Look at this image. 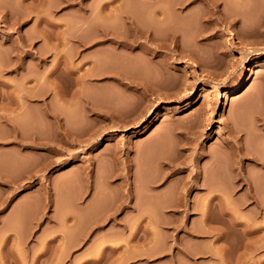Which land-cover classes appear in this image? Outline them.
<instances>
[{
	"label": "rangeland",
	"instance_id": "obj_1",
	"mask_svg": "<svg viewBox=\"0 0 264 264\" xmlns=\"http://www.w3.org/2000/svg\"><path fill=\"white\" fill-rule=\"evenodd\" d=\"M122 1L0 0V264H264V0Z\"/></svg>",
	"mask_w": 264,
	"mask_h": 264
},
{
	"label": "bare ground",
	"instance_id": "obj_2",
	"mask_svg": "<svg viewBox=\"0 0 264 264\" xmlns=\"http://www.w3.org/2000/svg\"><path fill=\"white\" fill-rule=\"evenodd\" d=\"M71 1H72V0H71ZM121 1H122V0H121ZM197 1H198V2H197ZM199 1L205 3L206 8L209 10V12H206V11H205V13H209V15H208L209 17H208V18H207V15H206V18L209 19V20H208L209 22H210V20H212V22H214V21L219 22V20H220V21H223V19L226 18V15L228 14V12L225 11L227 14L222 15L223 17L220 16V18L212 19L213 16H215V15H217V14L219 13V11H217L218 8H219V7H218V6H219V5H218V4H219V3H218V2H219L218 0H181V1L176 2V3L178 4V5H177L178 7H176V8L174 7V8L176 9V12H177V11H180V14H178V15H181L182 13H185L186 9H187L188 12L190 11V10H188V7H190V5H191L192 3H193V4L196 3V2L199 3ZM220 1H221V0H220ZM122 2H123V1H122ZM122 2H121V3H122ZM151 2H152V0H151ZM158 2H160L159 4L161 5V2H162V1H159V0H158ZM158 2H157V0H156V2H154V3L152 2V3H153V5H152V3L150 4V2H149V0H148V2H146V3H147V4L149 3V4H150V5H149L150 7H151V5L154 6V7H156V3H158ZM224 2H226V1L224 0ZM244 2L247 3L246 0H232V1H230V3H229V2H226V3H228L227 5H229V4H230V5L234 4V6L237 7V6H240V5H241V6H242V5L245 6L246 4L244 5ZM250 2H251V1H250ZM250 2H248V4H249ZM72 3H73V2H72ZM154 4H155V5H154ZM201 4H202V3H201ZM237 4H238V5H237ZM239 4H240V5H239ZM119 5L121 6V4H119ZM202 5H203V4H202ZM221 5H222V4H221ZM223 5H224V4H223ZM227 5L225 4L224 6L226 7ZM230 5H229V6H230ZM249 5H251V4H249ZM161 6L163 7V5H161ZM174 6H175V5H174ZM203 6H204V5H203ZM234 6L232 5V8H233ZM246 6H247V5H246ZM116 7H117V6H116ZM116 7H114V9H117ZM118 7H119V6H118ZM122 7H123V6H121L119 9H121ZM157 7H158V5H157ZM162 7L159 6L158 8H155V9H157V10H154V17H153L154 19H153V22L155 21V23H157V24L159 23V25H160V24H161V25L164 24L165 27H166V24H170V25L172 24V23H170V22H172V20H171V19H172V18H171L172 14H170L171 16H170V15L168 16L169 13L166 11V12L168 13V14H167V13L164 11V10H166V8L163 7V8H165V9H163ZM230 7H231V6H230ZM236 7H234V8H236ZM161 8H162V9H161ZM122 9H123V8H122ZM167 9H168V7H167ZM223 9H224V8H223ZM117 10H118V9H117ZM123 10H124V9H123ZM168 10H169V9H168ZM204 10H205V9H204ZM208 10H207V11H208ZM114 11H115V10H114ZM170 11H171V10H170ZM173 11H174V9H173ZM220 11H221V10H220ZM111 12H112V14H113V11H112V10H111ZM111 12H110V13H111ZM119 12L122 13V10L119 11ZM123 12H124V11H123ZM151 12H152V9H151ZM174 12H175V11H174ZM115 13H117V12H115ZM178 13H179V12H178ZM205 13H204V14H205ZM223 13H224V11H223ZM108 14H109V13H108ZM108 14H106V16H107ZM175 14H176V13H174V15H175ZM188 14H189V13H188ZM219 14H220V13H219ZM230 14H231V15H230ZM230 14H228V15H229V16L231 17V19H232V17H233L234 14H233V13H230ZM123 15H124V14H123ZM178 15H176V16H178ZM183 15H184V14H183ZM186 15H187V14H186ZM20 16H21V15H20ZM110 16H112V15H110ZM126 16H127V15H126ZM187 16H188V15H187ZM202 16H203V15H202ZM11 17H13V16H11ZM16 17H18V14L16 15ZM101 17H102V16H101ZM179 17H180V16H179ZM182 17H185V16H181V18H182ZM230 17H228V18H230ZM234 17H235V16H234ZM234 17H233V18H234ZM23 18H24V16H23ZM23 18H22V19H23ZM118 18H120V17L117 16L116 19L118 20ZM168 18H169L171 21H170V20L168 21ZM187 18H188V17H187ZM200 18H201V17H200ZM204 18H205V17H204ZM206 18H205V20H207ZM215 18H216V17H215ZM222 18H223V19H222ZM12 19H13V18H12ZM18 19H19V18H18ZM18 19H16V21H18ZM98 19H99V18H98ZM98 19H97V20H98ZM123 19H124V18H123ZM183 19H184V18H183ZM231 19H230V20H231ZM235 19H236V18H235ZM13 20H14V19H13ZM19 20H20V19H19ZM97 20H96V21H97ZM120 20H122V19H120ZM126 20H127V19H126ZM185 20H186V19H185ZM205 20H202V21L204 22ZM226 20H227V19H226ZM233 20H234V19H232V21H233ZM128 21H129V19H128ZM228 21H229V20H228ZM234 21H235V20H234ZM234 21H233V22H234ZM19 22H20V21H19ZM21 22H23V21H21ZM98 22H99V21H98ZM98 22H97V23L95 22V23H96L95 25H97V24L100 25V23H98ZM132 22H133V21H132ZM167 22H168V23H167ZM206 22H207V21H206ZM233 22H232V24H233ZM74 23H75V22H74ZM129 23H131V21H130ZM210 23H211V22H210ZM214 23H215V22H214ZM214 23H212V24L214 25ZM225 23H226V22H225ZM225 23L222 22L221 24H225ZM228 23H229V22H228ZM228 23H227L226 25H228ZM133 24H134V23H133ZM201 24H202V22H201ZM230 24H231V21H230ZM98 25H97V27H99ZM101 25H102V24H101ZM128 25H129V24H128ZM131 25H132V24H131ZM135 25H136V24H135ZM164 25H162V26H164ZM170 25H167V28H169ZM210 25H211V24H210ZM210 25H209V26H210ZM70 26H71V28H73L74 24H71ZM206 26H207V25H206ZM216 26H217V25H216ZM97 27H96V28H97ZM101 27H102V26H101ZM101 27H100V28H101ZM204 27H205V25H204ZM207 27H208V26H207ZM140 28H141V27H140ZM210 28H211V26H210ZM67 29H68V28H67ZM102 29L104 30V28H102ZM132 29H133V28H132ZM169 29H170V28H169ZM201 29H202V28H201ZM206 29H207V28H206ZM208 29H209V28H208ZM227 29H228V27H227ZM70 30H71V29H70ZM73 30H75V29H73ZM97 30H98V28H97ZM129 30L131 31V28H130ZM133 30H135V26H134V29H133ZM140 30H141V29H140ZM142 30H143V29H142ZM142 30H141V31H142ZM146 30H147V29H146ZM167 30H168V29H166V31H167ZM214 30H215V29H214ZM67 31H69V30H67ZM67 31H66V32H67ZM105 31H107V29H106ZM130 31H129V32H130ZM138 31H139V30L137 29V31L135 30V31H133V33L135 32V34H139V35H141V36H142V35H143V36L145 35L144 32H141V31L138 32ZM143 31H145V29H144ZM172 31H173V30H172ZM206 31H207V30H206ZM206 31H205V32H206ZM208 31H209V30H208ZM210 31H211V30H210ZM212 31H213V29H212ZM70 32H71V31H70ZM73 32H74V31H73ZM100 32H101V31H100ZM102 32H103V31H102ZM199 32H200V31H199ZM202 32H203V31H202ZM71 33H72V32H71ZM97 33H98V32H97ZM104 33H105V32H104ZM104 33H102V34H104ZM146 33H147V32H146ZM148 33H150V32H148ZM169 33H170V34H168V32H167L166 34L168 35V37L170 36V37H169V38H170V41H171V43L173 44V43L175 42V41H174V40H175V35H177V34L173 35L174 33H172L171 31H170ZM259 33H260V32H259ZM102 34H101V35H102ZM106 34L108 35V33H106ZM198 34H200V33H198ZM208 34H209V33H208ZM212 34H213V33H212ZM216 34H217V33H216ZM257 34H258V33H257ZM263 34H264V33H263ZM263 34H262V36H263ZM64 35H65V33H64ZM64 35H63V36H64ZM66 35H67V34H66ZM99 35H100V34H99ZM107 35H106V36H107ZM110 35H112V34H110ZM110 35H109V36H110ZM147 35H148V37H149V34H147ZM147 35H146V36H147ZM154 35H156V34H154ZM154 35H153V36H154ZM201 35H202V34H201ZM206 35H207V34H206ZM252 35H255V34H252ZM118 36H120V35H118ZM131 36H133L132 33H131ZM131 36H129V37H131ZM178 36H179V35H178ZM178 36H177L176 38H178ZM256 36H257V35H256ZM64 37H65V36H64ZM64 37H63V39H64ZM103 37H104V36H103ZM115 37H116V35H115ZM201 37H202V36H201ZM205 37H206V36H205ZM212 37H213V36H212ZM253 37H255V36H253ZM67 38H68V35H67V37H66L65 39H67ZM105 38H106V37H105ZM105 38H104V39H105ZM116 38H117V37H116ZM119 38H120V37H119ZM119 38H118V39H119ZM127 38H128V37H127ZM134 38H135V37H134ZM134 38H133V39H134ZM136 38H137V37H136ZM136 38H135V39H136ZM153 38H154V37H153ZM156 38H157V37H156ZM156 38H155V39H156ZM165 38L167 39L166 35H165ZM198 38H200V37H198ZM202 38H203V37H202ZM120 39H121V41H122V40L126 39V37H124V39H123V38H120ZM135 39H134V40H135ZM146 39H147V38H146ZM157 39H158V38H157ZM141 40H142V39H141ZM144 40H145V39H144ZM148 40H149V39H148ZM150 40H151V39H150ZM159 40H160V39H158V41H159ZM168 40H169V39H167L166 41H168ZM7 41H8V40H7ZM117 41H118V40H117ZM129 41H130V40H128V42H129ZM136 41H138V40H136ZM152 41H153V40H152ZM160 41H161V40H160ZM170 41H168V42H170ZM61 42H62L61 44H63L62 46L64 47V49H61V52L63 51V52H62L63 55H62V59L58 61V64H57V65L59 66L60 69H61V68H62V69H72V68L74 69L75 66H73V65L70 66V63L73 62V60H74L73 58H74L75 56H73V58H72L71 55L73 54V52H71L72 54H70L71 49L68 48V49L70 50V51H68L69 54H70L69 56H71V57H68V55H67L68 53H66V51H67L66 48H67L69 45H73V46L75 45V46H76V42H77L76 34H74V33L70 34V37L67 39V42H66V41L64 42V40H62ZM153 42H154V41H153ZM155 42H156V40H155ZM155 42H154V43H155ZM163 42H164V41H163ZM163 42H162V43H163ZM126 43H127V42H126ZM126 43H125V44H126ZM130 43H131V42H130ZM132 43H133V42H132ZM142 43H143V42H142ZM156 43H157V42H156ZM159 43H161V42H159ZM159 43H157V44H159ZM166 43H167V42H165V44H166ZM15 44H16L17 46H19V45L17 44V42H16ZM133 44H134V43H133ZM145 44H146V43H145ZM172 44H170L171 46H170V45H169V46L172 47ZM176 44H177V43H176ZM21 45H22V44H21ZM59 45H60V44H59ZM77 45H78V43H77ZM130 45H131V44H130ZM138 45H139V44H138ZM153 45H155V44H153ZM162 45H164V44H162ZM60 46H61V45H60ZM119 46H120V45H119ZM124 46H126V45H124ZM127 46H128V44H127ZM131 46H132V45H131ZM133 46H134V45H133ZM142 46H143V45H142ZM142 46H141V47H142ZM144 46H145V45H144ZM146 46H147V45H146ZM146 46H145V47H146ZM158 46H161V45H158ZM177 46H178V45H177ZM138 47H139V46H138ZM141 47H140V48H141ZM155 47L157 48V46H155ZM161 47H162V46H161ZM167 47H168V46H167ZM75 48H76V47H75ZM126 48H128V47H126ZM126 48H125V49H126ZM165 48H166V47H165ZM168 48H169V47H168ZM173 48H175V46H174ZM15 49H16V48H15ZM56 49H57V48H56ZM65 49H66V50H65ZM146 49H147V48H146ZM150 49H151V48H150ZM150 49H149V50H150ZM160 49H161V48H160ZM169 49H170V48H169ZM17 50H18V49H17ZM72 50L74 51L75 49H72ZM128 50H129V49H128ZM142 50H143V48H142ZM152 50H153V49H152ZM152 50L149 51V52H152ZM170 50L173 51V52L176 51V50L174 51L173 49H170ZM21 51H23V50H21ZM24 51H25V50H24ZM143 51H144V50H143ZM15 52H16V51H15ZM18 52H20V49H19ZM18 52H17V53H18ZM154 52H156V51H154ZM173 52H172V53H173ZM62 53H61V54H62ZM159 53H160V52H159ZM175 53H176V52H175ZM191 53H192V52H191ZM39 54H40V53H39ZM148 54H149V53H148ZM19 55H20V54H19ZM41 55H42V53H41ZM74 55H76V52H75ZM155 55H156V54H155ZM174 55H175V54H174ZM188 55H189V54H188ZM190 55H191V54H190ZM16 56H18V55H16ZM42 56H43V55H42ZM42 56H41V57H42ZM44 56H45V55H44ZM19 57H20V56H19ZM39 57H40V56H39ZM20 58H21V57H20ZM43 58H44V57H43ZM69 58H70V59L72 58V61L69 60ZM16 59H17V58H16ZM39 59H40V58H39ZM1 60H2V59H1ZM1 60H0V61H1ZM23 60H24V59H23ZM18 61H19V60H18ZM21 61H22V60H21ZM60 61H61V62H60ZM59 62H60V63H59ZM5 63H6V62H5ZM15 63H16V62H15ZM73 63H74V62H73ZM73 63H72V64H73ZM0 64H1V63H0ZM6 64H7V63H6ZM12 64H13V63H12ZM12 64H10V65L12 66ZM19 64H20V63H19ZM7 65H8V64H7ZM57 65H55V67H56ZM58 66H57V68H58ZM4 67H6V66H4ZM20 67H21V65H20ZM24 67H25V66H24ZM71 67H72V68H71ZM17 68H18V67H17ZM75 68H76V67H75ZM1 69H2V68H1ZM22 69H23V68H22ZM24 69H25V68H24ZM54 69H55V68H54ZM76 69H77V68H76ZM92 69H93V68H92ZM26 83H27V82H26ZM23 85H24V84H23ZM23 87H25L26 89L28 88V86H26V85H24ZM145 87H146V86H145ZM240 87H242V85H240L238 88H235V87L230 88V89L228 90V92L226 93L225 97H227V98L233 97V96L235 95L236 91H237ZM25 88H24V90H26ZM146 88H147V87H146ZM197 96H198V95H197ZM24 98H25V96H24ZM191 98H192V99H194V98L196 99V93H195V91L192 92V97H191ZM225 105H226V104H224V107H225ZM231 133H233V131H232ZM231 133H230V135H231ZM234 134H235V133H234ZM234 134H232V135H234ZM232 135H231V136H232ZM235 135H236V134H235ZM235 135H234V136H235ZM231 136H230V137H231ZM234 139H235V138H234ZM234 139L232 138V140H234ZM229 141H230V140H229ZM234 141H235V140H234ZM229 143H230V142H229ZM235 143H237V142H235ZM230 144H231V143H230ZM226 146H227V145H226ZM229 146H230V145H229ZM229 146H228V147H229ZM232 146H233V145H232ZM232 146H231V147H232ZM237 146H239V145H237ZM234 147H235V146H234ZM239 147H240V146H239ZM241 147H242V146H241ZM233 149H234V148H233ZM235 149L237 150V148H235ZM240 150H242V149H240ZM236 152H238V151H236ZM169 162H170V161H169ZM167 163H168V162H167ZM169 165H170V164H169ZM174 165H175V164H173L172 166H174ZM167 167H168V166H167ZM168 168H169V167H168ZM170 168H171V167H170ZM174 168H175V167H174ZM167 170H168V169H167ZM167 170H164V171H167ZM169 170H170V169H169ZM173 170L175 171V169H173ZM167 173H169V172H167ZM170 173H171V172H170Z\"/></svg>",
	"mask_w": 264,
	"mask_h": 264
},
{
	"label": "snow or ice",
	"instance_id": "obj_3",
	"mask_svg": "<svg viewBox=\"0 0 264 264\" xmlns=\"http://www.w3.org/2000/svg\"><path fill=\"white\" fill-rule=\"evenodd\" d=\"M257 119L259 120V122H260L261 124H264V115H260V116H258Z\"/></svg>",
	"mask_w": 264,
	"mask_h": 264
}]
</instances>
